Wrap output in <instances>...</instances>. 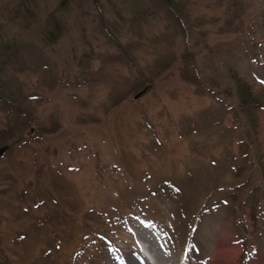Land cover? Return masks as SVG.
<instances>
[{"label": "rangeland", "instance_id": "obj_1", "mask_svg": "<svg viewBox=\"0 0 264 264\" xmlns=\"http://www.w3.org/2000/svg\"><path fill=\"white\" fill-rule=\"evenodd\" d=\"M175 3L0 0V264H264V0Z\"/></svg>", "mask_w": 264, "mask_h": 264}, {"label": "trees", "instance_id": "obj_2", "mask_svg": "<svg viewBox=\"0 0 264 264\" xmlns=\"http://www.w3.org/2000/svg\"><path fill=\"white\" fill-rule=\"evenodd\" d=\"M165 3L166 5H168V8L170 9V10H174V9H178L179 8V4L180 3H175V0H160V5L162 4V3ZM154 3H156L155 1H154ZM176 7V8H175ZM179 13V12H178ZM60 25H61V31H62V27H63V25H62V23L60 22ZM10 40H13V39H9V40H7V41H4V40H1V42L2 41H4V42H2V44H0V50L1 49H3L5 52H8L9 51V48H14L15 47V45H16V47L19 49V51H20V49H21V47H24V45L22 46V44H20L19 45V42H14V40L13 41H10ZM119 44H121V43H119ZM2 46H4V47H2ZM121 46L122 47H124L125 49H123L124 50V52L125 53H127L126 52V47L124 46V45H122L121 44ZM16 49V48H15ZM16 52H17V49H16V51L14 52V54H12L11 56H10V52L8 53V55H7V57L5 58V59H1V57H0V99L1 98H3V99H6V101H8V103L10 102H12V101H10V98L8 97V96H10L9 94H5L4 92H2V85H3V82H2V79H1V73L3 72V70L4 69H6V67H8V66H10V64H12V62L14 61V60H16V61H18L17 60V58H18V55H16ZM17 54H18V52H17ZM0 56H1V54H0Z\"/></svg>", "mask_w": 264, "mask_h": 264}, {"label": "water", "instance_id": "obj_3", "mask_svg": "<svg viewBox=\"0 0 264 264\" xmlns=\"http://www.w3.org/2000/svg\"><path fill=\"white\" fill-rule=\"evenodd\" d=\"M151 88V83H146L143 85L140 90L135 94V97H139L141 94L145 93ZM8 143H4L3 145L0 146V156L9 148Z\"/></svg>", "mask_w": 264, "mask_h": 264}, {"label": "bare ground", "instance_id": "obj_4", "mask_svg": "<svg viewBox=\"0 0 264 264\" xmlns=\"http://www.w3.org/2000/svg\"><path fill=\"white\" fill-rule=\"evenodd\" d=\"M234 243H235V242H234ZM223 245H224V244H223ZM236 245H237V244L230 245V246H229V250H230V251H231V250L233 251V249H237V250L239 251V249H240L241 247H238V248H237ZM237 250H236V251H237ZM224 251H226V250H224ZM220 252H221V250H220ZM234 252H235V250H234ZM240 252H241V251H239L238 253H240ZM225 253H226V252H225ZM223 255H225V254H223ZM223 255H222V256H223ZM226 255H227V254H226ZM228 255H229V254H228ZM231 255H232V254H231ZM234 255H235V254H234ZM218 257H219V256H218ZM216 258H217V256H216ZM218 259H219V258H218ZM220 259H221V257H220ZM221 260H222V259H221ZM217 261H218V260H217ZM217 261H216V262H217ZM236 263H237V262H236Z\"/></svg>", "mask_w": 264, "mask_h": 264}]
</instances>
